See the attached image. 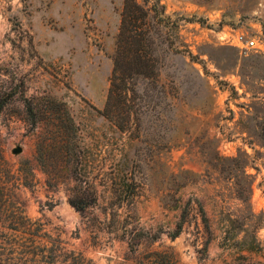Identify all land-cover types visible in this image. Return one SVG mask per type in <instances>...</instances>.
Here are the masks:
<instances>
[{
    "label": "rangeland",
    "instance_id": "1",
    "mask_svg": "<svg viewBox=\"0 0 264 264\" xmlns=\"http://www.w3.org/2000/svg\"><path fill=\"white\" fill-rule=\"evenodd\" d=\"M125 1L0 0V264H264V0H161L178 34L108 116Z\"/></svg>",
    "mask_w": 264,
    "mask_h": 264
},
{
    "label": "trees",
    "instance_id": "2",
    "mask_svg": "<svg viewBox=\"0 0 264 264\" xmlns=\"http://www.w3.org/2000/svg\"><path fill=\"white\" fill-rule=\"evenodd\" d=\"M179 29V20H172L166 15V7L162 5L161 0H126L122 14V25L117 42V52L114 58V72L111 80V87L108 95L105 112L111 114L114 110H118L126 106L130 101L131 80H139L150 78V73L154 68L153 56L157 49L156 40L164 43L177 36ZM170 45V44H168ZM172 43L169 47H172ZM178 50V49H176ZM192 60L195 58L190 54ZM28 104V103H27ZM28 112L32 118L35 117L31 105L28 104ZM130 118V116H129ZM13 174L11 167L0 149V187L12 182ZM121 187H125L122 189ZM137 188L131 179H127L122 186L112 189L111 194L118 199L122 198L123 193L135 194ZM99 204V196L96 189L89 188L83 194V198L71 200V205L80 212H85L88 208ZM123 201L116 203L118 208L123 207ZM175 208L180 209V206ZM203 223L209 229V221L203 216ZM186 223L185 216H182L176 224L173 231L168 232V236L172 239L178 238L184 229ZM161 233H164L161 231ZM151 236V235H150ZM145 238V237H143ZM235 239L234 247L240 251L258 252L261 245L257 238L248 241L247 238L241 240ZM159 233L151 236V240L157 241ZM131 251L135 250V244L130 242ZM244 258V257H243ZM242 260V259H241ZM167 264L170 260L167 259Z\"/></svg>",
    "mask_w": 264,
    "mask_h": 264
},
{
    "label": "built area",
    "instance_id": "3",
    "mask_svg": "<svg viewBox=\"0 0 264 264\" xmlns=\"http://www.w3.org/2000/svg\"><path fill=\"white\" fill-rule=\"evenodd\" d=\"M224 40L227 43H230V44L236 46L241 51H243L245 49H252V48L257 47L256 39L248 40V39H245V37L243 35H239L236 38H233L234 41H231V39L229 37H226Z\"/></svg>",
    "mask_w": 264,
    "mask_h": 264
},
{
    "label": "water",
    "instance_id": "4",
    "mask_svg": "<svg viewBox=\"0 0 264 264\" xmlns=\"http://www.w3.org/2000/svg\"><path fill=\"white\" fill-rule=\"evenodd\" d=\"M22 151H23L22 147H16L15 149H13L12 153L18 156L22 153Z\"/></svg>",
    "mask_w": 264,
    "mask_h": 264
}]
</instances>
